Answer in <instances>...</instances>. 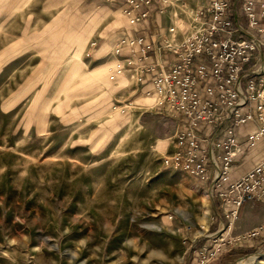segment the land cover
<instances>
[{
    "label": "rangeland",
    "instance_id": "374dc122",
    "mask_svg": "<svg viewBox=\"0 0 264 264\" xmlns=\"http://www.w3.org/2000/svg\"><path fill=\"white\" fill-rule=\"evenodd\" d=\"M117 1L97 3L110 8L96 17L91 40L102 36L98 46L110 36L112 48L117 42ZM70 4L0 0V262H8L11 247L18 264L31 243L62 264H189L190 246L216 229L217 203L204 184L164 163L176 120L146 111L149 100L133 92L135 71L128 81L110 79L116 60L95 71L107 88L127 83L104 96L70 71L69 58L55 62L58 44L47 28L62 32ZM176 4L168 8L174 21ZM85 52L87 71L98 60ZM263 148L258 141L234 164L246 169ZM262 244L227 264H264Z\"/></svg>",
    "mask_w": 264,
    "mask_h": 264
},
{
    "label": "built area",
    "instance_id": "2783aa9c",
    "mask_svg": "<svg viewBox=\"0 0 264 264\" xmlns=\"http://www.w3.org/2000/svg\"><path fill=\"white\" fill-rule=\"evenodd\" d=\"M160 1L161 13L174 1L180 9L174 24L161 36L162 47L175 59L169 69L148 65L144 70L155 69V73L147 80L140 72L137 81L149 84L141 91L149 100L143 104L146 111H168L176 120L172 149L164 163L204 184L217 203L216 229L208 233L214 246L205 238L198 240L196 264H209L231 242L264 241V224L232 234L241 206L264 201V155L232 178L237 156L258 141L264 145V0ZM152 3L124 0L121 14L127 26L149 18ZM181 30L184 37L177 40ZM95 46V41L88 43L87 57ZM125 47L137 49L139 59L154 51L152 41L144 35H122L112 55L118 57ZM123 72L121 60L108 67L110 79ZM248 124L253 129L245 131L242 140L240 128Z\"/></svg>",
    "mask_w": 264,
    "mask_h": 264
},
{
    "label": "crops",
    "instance_id": "0c3cea01",
    "mask_svg": "<svg viewBox=\"0 0 264 264\" xmlns=\"http://www.w3.org/2000/svg\"><path fill=\"white\" fill-rule=\"evenodd\" d=\"M65 1L71 2L70 4L71 7L67 8L66 10H63L61 14L62 17L64 18L62 20V24H63L62 32L61 31L59 32L57 30L52 31L53 30L52 28H47L51 33L50 37L55 39V41L58 44L56 46L58 51L54 60L56 63L61 64L63 61H65V58H69L68 63H69L70 71L73 74L80 73V75L81 74L83 75L82 77L85 78L89 77V80L90 79L93 80L91 85L95 89L100 88L102 90L101 95L103 94L104 96H110L115 93L118 94L123 92V90L126 88L127 83L119 84V81L121 79L128 81L129 73L132 71H135L137 74L142 72V75L145 76L147 80H150L151 76L155 73V69L154 72L145 71L144 68H146L148 65L152 64L155 66L156 63L158 67H163L164 69L170 68V62H172L175 59V56L167 52L166 49L162 47L163 39L161 36L163 34L166 35L167 28L171 24H174V19L170 15L171 11L167 10L165 13L164 12L161 13L159 11V9L163 7V3L160 0H153V3L150 6L149 18H147L140 25L129 27L126 24L125 18L122 16L123 23L121 25V30L119 31L118 38L122 35H144L148 41H152L154 46V51H151L146 59H139L140 55L137 49H132L129 47H125L118 57H115L112 54H110L112 49L111 43H113L112 40H115L116 37L112 38L110 36L107 40H104V42L101 43L99 46L98 43L101 40L102 36L99 37L96 41L91 40L92 36L97 31L96 28L97 25H94L96 23V17L100 15H105L110 10L108 6L96 7L97 3L100 4L102 0H65ZM123 1L124 0L117 1L118 5L120 6L119 9L120 14H121V8L123 6ZM180 1H187V0H180ZM80 18H86V20L84 19V23L81 24ZM54 33L60 34V36L59 37L55 35L52 36V34ZM183 37H184V30H181L177 33V40H182ZM90 41L96 42V46L92 50V55L90 56V58H93V60L95 61L98 60V62L94 65L93 68L84 71L82 69L81 54L83 49L84 51L85 49L87 51L88 43ZM76 48H77L76 56H78L79 58L72 59L70 56L72 55L73 51ZM113 60H121L123 62L124 72L118 81V85L114 87L111 86V88H107L105 85L101 84L100 81H98L94 72L101 68L104 69L103 65ZM128 62H130V64ZM158 67L156 68V70H158ZM148 86H149L148 83L147 85L144 86L140 83V86L133 92H137L138 90L142 91L145 87ZM244 127L240 128L242 140L244 139L242 138V135L245 133V131L253 129L252 124H248L246 129ZM247 151L243 153V155L246 154ZM260 152L261 150L257 153V156L255 155L256 157L246 167V169H242V171H240L242 167L234 164L232 178L234 179L238 175L248 170L259 158H261L264 155V153H260ZM260 224H264V201L246 202L243 206H241L239 210V217L232 230V234L235 236L239 235ZM204 237H205L204 239L205 242L209 243L211 246H214V240L210 238L208 234L204 235ZM263 242L264 241H262L261 239L231 242L227 244L226 247L223 249V251L219 254V256L209 264H227L235 257L236 252H243L247 248L258 250L259 247H257V245L262 244ZM195 245L192 244L190 246L191 250L189 256L191 254L192 257L189 260V264H196L199 258L198 250L201 245V242L197 240L195 241ZM31 246L32 245L30 243L29 245H27V248H25L23 252H20L21 257L18 256V258L20 259L18 261V264H62L60 259L56 257L49 258L48 255L42 250L33 252ZM7 252H8V262H6V264H17L16 249L15 248L12 249L11 247H9V249H7ZM240 255L241 254H239L238 256Z\"/></svg>",
    "mask_w": 264,
    "mask_h": 264
},
{
    "label": "trees",
    "instance_id": "16d2710c",
    "mask_svg": "<svg viewBox=\"0 0 264 264\" xmlns=\"http://www.w3.org/2000/svg\"><path fill=\"white\" fill-rule=\"evenodd\" d=\"M246 251H248V253H252V252H254L255 250L249 248V249H247Z\"/></svg>",
    "mask_w": 264,
    "mask_h": 264
},
{
    "label": "bare ground",
    "instance_id": "6f19581e",
    "mask_svg": "<svg viewBox=\"0 0 264 264\" xmlns=\"http://www.w3.org/2000/svg\"><path fill=\"white\" fill-rule=\"evenodd\" d=\"M209 195V194H208ZM210 197V196H209ZM221 227H222V225H221Z\"/></svg>",
    "mask_w": 264,
    "mask_h": 264
}]
</instances>
